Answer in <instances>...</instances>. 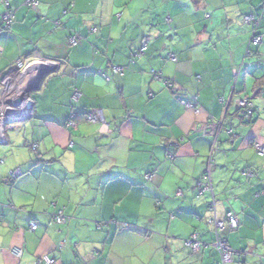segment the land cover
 <instances>
[{
    "label": "clouds",
    "instance_id": "clouds-1",
    "mask_svg": "<svg viewBox=\"0 0 264 264\" xmlns=\"http://www.w3.org/2000/svg\"><path fill=\"white\" fill-rule=\"evenodd\" d=\"M0 264H264V0H0Z\"/></svg>",
    "mask_w": 264,
    "mask_h": 264
},
{
    "label": "crops",
    "instance_id": "crops-1",
    "mask_svg": "<svg viewBox=\"0 0 264 264\" xmlns=\"http://www.w3.org/2000/svg\"><path fill=\"white\" fill-rule=\"evenodd\" d=\"M37 19H39V17H37ZM238 94H241L242 95V92L241 93H238ZM254 95V94H253ZM59 151V149H57Z\"/></svg>",
    "mask_w": 264,
    "mask_h": 264
}]
</instances>
